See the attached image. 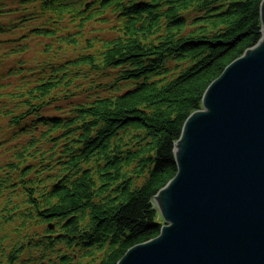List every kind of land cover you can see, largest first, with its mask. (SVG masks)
Returning a JSON list of instances; mask_svg holds the SVG:
<instances>
[{"label": "trees", "instance_id": "1", "mask_svg": "<svg viewBox=\"0 0 264 264\" xmlns=\"http://www.w3.org/2000/svg\"><path fill=\"white\" fill-rule=\"evenodd\" d=\"M262 0H0V264H118ZM30 56V57H29Z\"/></svg>", "mask_w": 264, "mask_h": 264}, {"label": "water", "instance_id": "2", "mask_svg": "<svg viewBox=\"0 0 264 264\" xmlns=\"http://www.w3.org/2000/svg\"><path fill=\"white\" fill-rule=\"evenodd\" d=\"M261 39L206 89L154 197L164 225L118 264H264V0Z\"/></svg>", "mask_w": 264, "mask_h": 264}, {"label": "rangeland", "instance_id": "3", "mask_svg": "<svg viewBox=\"0 0 264 264\" xmlns=\"http://www.w3.org/2000/svg\"><path fill=\"white\" fill-rule=\"evenodd\" d=\"M30 57V56H29Z\"/></svg>", "mask_w": 264, "mask_h": 264}]
</instances>
